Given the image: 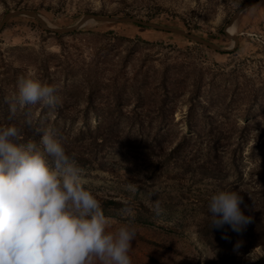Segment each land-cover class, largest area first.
<instances>
[{"label": "rangeland", "instance_id": "374dc122", "mask_svg": "<svg viewBox=\"0 0 264 264\" xmlns=\"http://www.w3.org/2000/svg\"><path fill=\"white\" fill-rule=\"evenodd\" d=\"M246 1L0 0V20L9 11L32 10L51 26L64 28L89 13L103 16L129 14L145 21L148 15H153L150 22L184 30L226 48L231 41L222 30ZM233 27L238 43L237 51L230 54L215 53L173 34L125 24H90L75 35H60L61 41H58L43 31L36 21L19 17L9 21L0 32V98L6 100L11 116L30 114L33 119H53L55 116V107L43 108L40 103L21 106L17 100L21 77L30 76L46 82L38 68L40 58L47 54L63 53L65 57L48 63V72L56 88L62 85L64 74L69 70H75L74 80L81 78L91 60L99 62L100 77L107 79L116 74L120 67L118 56L129 49L113 36H101L110 30L117 36L143 41L133 45V54L127 65L129 71L146 60L145 67L160 69L165 61L170 66L178 67L179 64L183 72L201 73L200 98L204 108L198 111L200 129L204 127L205 132L212 131L208 144L222 160L220 168L227 173L224 179L200 180L185 175L179 181L173 180L170 176L175 170L171 167L144 163L138 154L104 157L106 168L120 170L121 178L116 173L100 171L80 173L83 186L97 196H111L123 201L136 199L151 210L157 202L160 206L180 208L179 212H152L153 223L148 226L131 223L124 217L107 218L108 231H115L125 224L135 228L136 236L128 253L131 264H248L264 254V243L245 253L234 249L212 250L197 236L200 225L210 218L207 202L218 190L239 192L243 197L241 206H246V213L255 219L251 226L261 232L264 230V0L243 12ZM12 70L17 76L14 83L10 80ZM71 81L69 78L66 83ZM181 87H184L183 96L171 104L175 124L169 132V148L178 143L184 133L183 115L190 83ZM253 97L257 107L246 113ZM70 101L74 102V98ZM82 105L80 103L78 108ZM72 110L69 115L79 114ZM192 140L195 139L192 137ZM205 143V137L192 143L191 150L187 148L186 160H192V163L201 160L205 154ZM233 150L239 157L238 177L229 162ZM125 166L127 169H123ZM124 176L137 183L127 185L128 182L123 181ZM216 240L213 241L214 246L219 245ZM90 264H100V261L93 257Z\"/></svg>", "mask_w": 264, "mask_h": 264}, {"label": "trees", "instance_id": "16d2710c", "mask_svg": "<svg viewBox=\"0 0 264 264\" xmlns=\"http://www.w3.org/2000/svg\"><path fill=\"white\" fill-rule=\"evenodd\" d=\"M126 16L134 18L129 14ZM153 18V15H148L146 21ZM102 35L117 38L118 41L124 42L127 45L125 47L129 49L122 56H118L120 67L116 74L107 79L100 77L98 75L99 62L91 60L81 78L74 80L72 77L76 75V72L69 70L64 74L62 85L56 88L48 72V63L53 59L60 60L65 57L63 53L47 54L45 58H40L38 70L44 74L45 83L54 86L55 95L60 93L53 109L55 116L53 119L47 117L33 119L30 114L11 116L6 100L0 98V127H17L20 134L18 142L25 144L28 142L39 144L44 129L55 130L66 154L74 159L82 171L87 173L95 171L116 173L117 177L121 178L120 170L110 171L106 168L104 157L111 154L124 157L138 154L144 163L151 162L155 165L160 163L163 167H171L175 170V173L170 176V179L173 180L179 181L185 175L200 180L224 179L227 173L222 172L220 168L222 160L214 154L215 152L211 151L208 144V139L210 140L212 137V131L205 132L204 127L200 129L201 122L198 111H202L204 108L200 98L201 73L194 75L191 72H183L181 71L182 66L179 64L178 67L170 66L165 61L162 62L160 69H156L154 66L145 67L146 60H143L137 68L129 71L127 65L131 58L130 55L133 54V45L143 41L139 38L130 39L117 36L111 30L102 33ZM52 36L61 41L60 35L52 34ZM60 43L59 47L62 49ZM236 51L237 49L233 52ZM14 72L16 71L10 74V80L13 83L17 77ZM69 78L72 81L66 83ZM187 82L190 83V90L187 92V108L183 115L184 133L181 134L180 141L169 148L171 143L168 139L169 132L175 124L173 122L174 108L171 104L183 96L184 87L181 85H185ZM71 98H74V102L70 101ZM80 103H83L82 108H78ZM46 107L49 106L43 105V108ZM256 107L257 101L253 97L247 105L246 113ZM72 109L75 110L74 113L79 114L69 115L68 113H72ZM37 129L40 131L38 132ZM192 137L195 140H192ZM202 137L206 138L205 154L202 155V159L195 163H192V160H186L187 148H189L188 151L191 150V144L198 139L202 140ZM238 159L239 157L233 150L229 162L236 177L239 176ZM123 169H127V166ZM123 179L128 182L127 185L137 183L131 178L129 180L126 176ZM93 195L99 201L106 218L124 217L131 223L147 226L153 223L154 208L151 210L150 207L136 199L123 201L111 196ZM160 207L162 212L180 211L178 206L161 204ZM240 207L245 215L251 216L246 213L244 206L240 205ZM124 209H128V211L125 212ZM254 220L252 217L251 222L237 233L232 231L229 225H225L221 229L211 228L210 218H206L200 225L197 236L212 250L234 249L245 253L264 243V230L261 232L259 228L252 227L251 223ZM225 235L227 239L222 238ZM214 240L219 243L218 246L213 245ZM237 243H239V247H236ZM248 264H264V254Z\"/></svg>", "mask_w": 264, "mask_h": 264}, {"label": "clouds", "instance_id": "9594fccd", "mask_svg": "<svg viewBox=\"0 0 264 264\" xmlns=\"http://www.w3.org/2000/svg\"><path fill=\"white\" fill-rule=\"evenodd\" d=\"M55 91L21 77L17 100L21 106L54 107ZM19 135L15 126L0 127V264H90L93 257L100 264H131L135 228L107 230L109 220L55 130L44 129L39 144L19 143ZM242 203L237 191L213 193L207 202L211 228L229 225L241 232L252 220ZM154 211H162L158 202Z\"/></svg>", "mask_w": 264, "mask_h": 264}, {"label": "water", "instance_id": "95a60500", "mask_svg": "<svg viewBox=\"0 0 264 264\" xmlns=\"http://www.w3.org/2000/svg\"><path fill=\"white\" fill-rule=\"evenodd\" d=\"M258 1L260 0H247L230 17L228 23L225 25V27L222 30L224 36L231 41V45L226 48L217 46L199 36L190 34L189 32H186L181 29L158 25L150 21L140 20L129 16H103V15H97L91 13L81 15L71 26L64 28H57L48 24L45 20H43V17L35 11L32 10L9 11L0 20V32L3 30V28L6 26V24L9 21L19 17L32 19L39 24V26L43 31L48 32L50 34H56L62 36L76 33L81 29H83L84 27H86L88 24H107V25L125 24V25L140 26L153 31L173 34L181 38H185L189 42L202 46L215 53H229V52H233L236 49L238 43L237 36L235 35V33H229V29L233 25H235L236 21L243 12L251 8Z\"/></svg>", "mask_w": 264, "mask_h": 264}, {"label": "bare ground", "instance_id": "6f19581e", "mask_svg": "<svg viewBox=\"0 0 264 264\" xmlns=\"http://www.w3.org/2000/svg\"><path fill=\"white\" fill-rule=\"evenodd\" d=\"M43 20H45V19L43 18ZM88 25H90V24H88ZM233 30H234V27L232 26V27L229 29V33H233Z\"/></svg>", "mask_w": 264, "mask_h": 264}]
</instances>
